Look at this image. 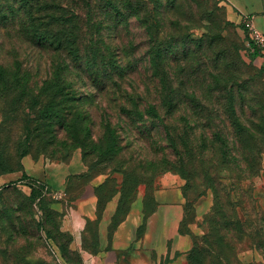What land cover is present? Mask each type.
<instances>
[{
    "label": "trees",
    "instance_id": "16d2710c",
    "mask_svg": "<svg viewBox=\"0 0 264 264\" xmlns=\"http://www.w3.org/2000/svg\"><path fill=\"white\" fill-rule=\"evenodd\" d=\"M214 16V26L196 38L179 0H0V27L13 30L30 57L36 51L49 58L41 80L32 67L17 63L22 73L4 122L19 110L21 123H54L65 132V148L80 147L88 168L70 178L69 189L76 191L78 181L83 185L104 174L96 188L99 212L120 194L115 223L127 214L140 185L147 188L149 216L157 205L149 190L160 176L181 174L187 195L196 177L203 179L199 187L213 190L215 205L205 217L207 230L193 236L187 264H234L236 244L264 235V228L254 225L264 222V211L245 208L257 204L259 195L253 186L244 193V183L263 170L264 65L257 68L252 61L264 55L244 25L254 49L251 62L238 48L229 51L220 28L234 23L223 14ZM214 46L219 51L210 57L206 51ZM138 52L156 93L148 85L141 92L132 82L130 92L123 89L127 71L142 66ZM167 60L175 64L176 76L173 67L163 65ZM31 126L28 136L41 127ZM126 138L132 140L125 145ZM136 142L149 151L148 158L131 150ZM29 154L27 146L21 160ZM21 160L12 167L0 138V173L21 168ZM93 170L98 173L92 175ZM22 180L31 189L30 200L47 211L48 186L25 174ZM181 231L187 233L184 221ZM68 248L60 243L63 253Z\"/></svg>",
    "mask_w": 264,
    "mask_h": 264
},
{
    "label": "rangeland",
    "instance_id": "374dc122",
    "mask_svg": "<svg viewBox=\"0 0 264 264\" xmlns=\"http://www.w3.org/2000/svg\"><path fill=\"white\" fill-rule=\"evenodd\" d=\"M179 2L181 4V15L188 19L186 24L191 26L190 30L196 38L204 35L209 25L214 26L211 19L212 16L216 18L215 13H218L219 17L223 14L225 19L234 23V26L222 24L223 26L220 28L222 36L228 39L225 44H228L229 51L232 52L238 48L244 61L251 62L250 55L254 49L249 46L242 27L243 21L235 22L231 20L225 0H179ZM218 49L219 47L214 46L208 49L206 53L210 57H214L218 53ZM32 52V57H30L29 49L21 47V42L17 41L13 30L0 27V65L6 66L5 70L0 69V138L1 147L12 167L18 166L21 160L20 154L27 146L30 151L29 156L34 158L44 156L55 161H68L69 156L76 150L82 152L80 147L72 145L65 148L66 133L61 131L54 123H21L19 110L16 115H11L8 122H4L10 113L9 105L12 103L18 89L19 74L22 73L19 64L23 62V64L32 67L36 77L38 75V80L47 75L46 70L49 64L47 54ZM140 55L141 52H138L135 58L142 63V66L127 71L123 89L130 92L132 82L139 87L141 92H147L145 85H148L151 92L156 93L155 87L151 85L149 79L151 72L148 70V64L141 59ZM252 63L257 68L264 65V63L259 64L257 58ZM163 65L166 69L173 67V75H177L174 63H169L167 60ZM29 125L33 128L37 125H41V127L28 136ZM94 129L96 136L99 137L102 133L99 124ZM131 140V138H126L123 143L126 145ZM133 149H139L141 157L147 156L148 158L149 151H146L142 143L136 142L131 150ZM106 164L101 165L100 169L104 168ZM97 173L98 171L93 170L92 175ZM100 175H103L104 180L106 179L104 174ZM115 176L119 180L121 179L119 174H115ZM202 181L203 179L196 177L195 187L188 191L187 195L184 189L186 180L179 173L169 172L160 176L156 180L155 187L149 190L154 198L151 201L153 206L156 204L155 202L158 205L159 202L164 201L180 200L183 203L181 227L184 221V230L187 233L182 231L181 233L190 237L191 248L194 243L193 236L203 235L204 231L207 230L205 217L213 211L215 205L213 190L204 185L199 187V183ZM8 184V187L0 186V264H79L80 255L77 252H72L68 248L70 253L69 251L63 253L60 249V243H65L69 247L71 237L60 231V217L51 208V205L48 204L47 211H42L37 201L32 202L30 200L31 189L23 186L22 183H15V181ZM81 184L78 181L77 184L75 183V187L79 189ZM109 186L112 187V185ZM252 186L259 195L258 203L249 202L245 208L247 211L260 213L264 211V158L263 170L259 176L244 183V193L249 192ZM146 191V186L144 184L140 185L137 197L139 193L145 194ZM200 191L203 192L201 195H199ZM254 225L264 228V222L262 221L254 222ZM49 233L57 237L58 241L54 237H49ZM261 243L262 246H260ZM235 247L237 254L233 259L234 264H264L263 234L257 235L254 241H251V239L245 240L238 245L236 244ZM180 264H187V259Z\"/></svg>",
    "mask_w": 264,
    "mask_h": 264
},
{
    "label": "crops",
    "instance_id": "0c3cea01",
    "mask_svg": "<svg viewBox=\"0 0 264 264\" xmlns=\"http://www.w3.org/2000/svg\"><path fill=\"white\" fill-rule=\"evenodd\" d=\"M229 17L235 22L249 16L264 32V0H225ZM257 62L264 63V56ZM22 167L0 173V186L29 178L43 181L49 188L46 197L60 214L59 229L71 240L69 249L80 255L79 264H180L186 261L191 239L181 233L183 203L159 202L154 212L145 216L144 193H139L127 214L115 223L120 194H116L99 212L96 188L103 175L92 178L76 191L69 189L70 178L88 168L82 152L76 150L68 161L40 156H25ZM26 180L22 184L28 187ZM29 188V187H28ZM56 194H61L56 198Z\"/></svg>",
    "mask_w": 264,
    "mask_h": 264
},
{
    "label": "built area",
    "instance_id": "2783aa9c",
    "mask_svg": "<svg viewBox=\"0 0 264 264\" xmlns=\"http://www.w3.org/2000/svg\"><path fill=\"white\" fill-rule=\"evenodd\" d=\"M242 21L244 28L247 30V33L256 49L259 50L262 55H264V32L255 26L253 20L249 16H246ZM60 197L61 194H56V198Z\"/></svg>",
    "mask_w": 264,
    "mask_h": 264
}]
</instances>
